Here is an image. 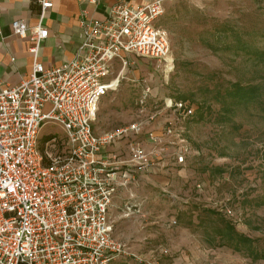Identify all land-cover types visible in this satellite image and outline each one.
I'll return each instance as SVG.
<instances>
[{
  "label": "built area",
  "instance_id": "built-area-1",
  "mask_svg": "<svg viewBox=\"0 0 264 264\" xmlns=\"http://www.w3.org/2000/svg\"><path fill=\"white\" fill-rule=\"evenodd\" d=\"M142 1L118 0L102 20L83 13L74 56L48 68L37 55L48 34L42 22L52 2L37 0L33 27L24 19L11 22L13 34L31 42L33 60L26 78L0 88V264H108L115 258L158 264L155 257L130 252L114 236L108 218L116 176L126 186L135 174L157 164L137 136L158 112L113 130L95 131L93 125L101 98L117 88L136 59L153 60L165 71L173 67L168 32L156 24L167 0ZM162 108L170 115L158 134L146 132L152 144L173 135L171 117L186 119L194 113L187 101L172 97L162 99ZM45 121L61 125L65 140L50 136L40 141ZM125 138L127 159L107 150ZM181 148L174 157L182 164L186 154Z\"/></svg>",
  "mask_w": 264,
  "mask_h": 264
},
{
  "label": "rangeland",
  "instance_id": "rangeland-1",
  "mask_svg": "<svg viewBox=\"0 0 264 264\" xmlns=\"http://www.w3.org/2000/svg\"><path fill=\"white\" fill-rule=\"evenodd\" d=\"M164 9L156 24L168 32L173 67L165 71L153 60L136 59L101 98L93 125L95 131L113 130L156 111L161 127L170 115L162 108L164 97L192 106L190 118L171 117L170 141L186 154L185 168L171 175L170 190L179 198L170 204L174 230L158 234L170 220L154 222L140 238L132 232L135 222L116 209L117 235L143 258L163 245L164 263L264 264L233 250L224 236L231 224L264 251V0H167ZM118 67L115 61V73ZM237 86L254 88L253 99H241ZM38 135L40 141L65 140L63 127L51 121ZM112 263L138 264L131 258Z\"/></svg>",
  "mask_w": 264,
  "mask_h": 264
},
{
  "label": "crops",
  "instance_id": "crops-1",
  "mask_svg": "<svg viewBox=\"0 0 264 264\" xmlns=\"http://www.w3.org/2000/svg\"><path fill=\"white\" fill-rule=\"evenodd\" d=\"M50 1L52 6L46 10L42 22L48 34L42 40L37 55L45 68L64 63L74 56L81 40L79 20L83 13L87 18L102 20L107 16L110 7L118 0H97L95 3L89 0ZM127 1L132 4L143 2L142 0ZM38 12L37 0H0V88L16 85L30 73L33 60L32 53L29 51L31 42L13 34L11 22L14 19H24L28 26L33 27L38 22ZM156 121L157 119L146 126L143 133L137 136L149 153V158L157 163L156 166L148 172L135 174L126 186L119 184L122 179L120 175H117L112 205L108 213L114 236L121 240L130 252H133L130 246L117 235L118 222H115L113 218L116 209L120 210L121 218L135 222L132 232L134 231V235L140 238L150 233L149 231L152 230L150 225L154 222L161 225L163 220H170V227H158L155 230L158 234L165 231V234L170 235L174 230L172 224L175 222L176 215L175 211L170 210V204L178 202L179 198L170 190L171 175L178 172L180 168L181 170L185 168V164L176 163L175 142L170 141L171 136L165 138L160 144H152L147 140V131L154 130L156 134L160 132V127L155 125ZM107 150L118 154L121 159H127L129 156L128 138L113 143ZM165 193L168 194L166 198ZM126 203L131 205L129 209L125 207ZM164 204L166 208L162 210ZM136 245H138L137 248L143 246ZM162 248H164L163 245H158L149 249L145 257H155L159 259L160 264L177 263L175 260L174 262L170 260L167 263L161 262ZM108 264L114 263L110 261Z\"/></svg>",
  "mask_w": 264,
  "mask_h": 264
},
{
  "label": "trees",
  "instance_id": "trees-1",
  "mask_svg": "<svg viewBox=\"0 0 264 264\" xmlns=\"http://www.w3.org/2000/svg\"><path fill=\"white\" fill-rule=\"evenodd\" d=\"M237 91L238 93L244 92L243 96H240V98L242 97L241 99H253L255 94V89L249 86H237ZM246 95L248 96L245 98ZM224 236L226 237V244L232 247L233 250L244 251L255 260H264V251L257 252L253 246V239L237 232L231 224H226Z\"/></svg>",
  "mask_w": 264,
  "mask_h": 264
}]
</instances>
